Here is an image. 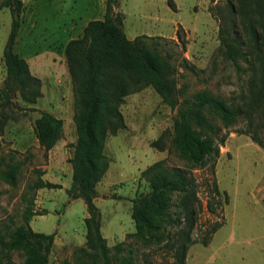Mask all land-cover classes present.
Here are the masks:
<instances>
[{"label":"rangeland","instance_id":"rangeland-1","mask_svg":"<svg viewBox=\"0 0 264 264\" xmlns=\"http://www.w3.org/2000/svg\"><path fill=\"white\" fill-rule=\"evenodd\" d=\"M23 1L14 51L41 80L42 96L32 104L15 90L0 131V158L19 167L16 186L0 181V260L8 256L16 264L24 261L21 251L6 255L3 242L28 223L35 232L55 234L49 264L102 263L98 249L87 245V207L83 199H73L67 193L73 184L70 159L77 141V108L65 56L71 27H77L76 34L88 21L101 19L92 15L100 0ZM118 2L128 39L155 37L161 53L171 56L179 102L201 91L234 105L246 101L250 65L239 61L241 69L237 70L220 40V29L232 33L235 19L227 0H171L173 7L168 0ZM11 24L10 10H0V89L6 77L3 51ZM43 112L64 123L60 140L48 152L39 145L35 133ZM121 112L126 128L108 137L105 154L110 165L96 186L94 203L101 234L113 259L115 247L121 244L124 255H131L139 264H177L167 242H144L132 236L135 225L131 217L134 200L149 191V182L141 177L147 168L160 161L169 168H186L173 142L177 109L147 87L128 95ZM245 129L248 123L244 118L223 128L228 137L220 147V156L191 171L202 208L192 232L198 243L190 246L186 264H264V150L242 133ZM158 140L163 150L154 145ZM40 180L62 188L33 189ZM215 183L220 195L213 196ZM28 213L43 215L27 221ZM215 224L220 228L209 235L211 241L204 246L201 241Z\"/></svg>","mask_w":264,"mask_h":264},{"label":"trees","instance_id":"trees-1","mask_svg":"<svg viewBox=\"0 0 264 264\" xmlns=\"http://www.w3.org/2000/svg\"><path fill=\"white\" fill-rule=\"evenodd\" d=\"M168 1L173 7L171 0ZM227 1L235 19H232V33L220 29L221 45L237 70L241 69L239 61H247L250 65L248 95L241 105L229 103L209 91L198 92L179 102L180 91L170 64L171 56L161 53L155 37L128 39L123 29L124 15L117 11L118 0H106L104 18L89 21L83 35L66 45L65 56L77 108V141L70 159L73 184L67 193L73 199H83L87 207V245L98 249L102 259L98 264H139L131 255H124L121 244L115 247L116 258L110 256L94 203L98 196L96 186L110 165L105 154L106 141L126 128L121 106L128 95L152 87L164 103L177 109L173 142L186 168H169L163 161L147 168L141 177L149 182V191L134 200L131 210L135 225L132 236L144 242H167L174 250L177 264H186L190 246L198 243L192 232L198 223L202 202L191 171L220 156V147L228 137L223 128L244 118L248 129L242 133L264 150V0ZM4 8L10 10L12 24L3 51L6 77L0 89V131L6 123V112L13 105L15 90L24 101L32 104L42 96L41 80L32 75L25 59L14 51L24 3L4 0L0 10ZM63 124L62 119L48 112H43L36 121V137L46 152L60 140ZM154 145L163 150L160 140ZM18 171L17 165L0 158V181L16 186ZM213 186V196L220 195L216 183ZM61 188L60 184L43 180L33 186L36 190ZM208 204L213 211L212 203ZM38 215L43 214L28 213L26 220ZM219 228L220 224H215L206 233L201 241L204 246L211 241L209 235ZM54 239L55 234L35 232L27 223L16 228L3 242V247L6 255L13 251L23 252L25 259L20 264H49ZM0 264L16 263L5 256Z\"/></svg>","mask_w":264,"mask_h":264},{"label":"crops","instance_id":"crops-1","mask_svg":"<svg viewBox=\"0 0 264 264\" xmlns=\"http://www.w3.org/2000/svg\"><path fill=\"white\" fill-rule=\"evenodd\" d=\"M23 3H24V1H23ZM118 11L121 12L120 6L118 7ZM105 12H106V0H100V2L98 3L96 13L94 12L92 15H96L95 16L96 18L101 17V19H103L105 16ZM96 20H100V19H96ZM88 22L80 30H78V32L76 34H75V31H76L77 27H75V26L71 27L70 32H72V33H70V34H72V36H71L72 38L69 39V41L72 39H77V38L81 37L83 35L84 28L88 24Z\"/></svg>","mask_w":264,"mask_h":264}]
</instances>
